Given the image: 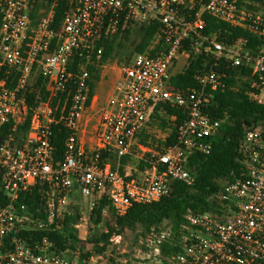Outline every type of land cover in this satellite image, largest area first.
I'll list each match as a JSON object with an SVG mask.
<instances>
[{
    "label": "built area",
    "instance_id": "built-area-1",
    "mask_svg": "<svg viewBox=\"0 0 264 264\" xmlns=\"http://www.w3.org/2000/svg\"><path fill=\"white\" fill-rule=\"evenodd\" d=\"M255 1L0 0V264H96L78 251L86 240L81 224H74L78 245L64 250L49 236L30 242L20 233L62 231L78 198L91 201L90 214L107 200L103 215L121 217L135 203L170 195L175 181L194 185L190 157L211 153L221 124L209 112L214 92L239 87L228 84L221 61L249 71L245 93L264 103V0ZM205 14L246 35L228 42L206 34ZM152 23L151 49L158 50L137 52L121 66L91 143L84 141L83 119L95 98L90 68L106 67L112 39ZM251 37L259 39L256 49ZM201 54L212 62L194 75L197 85L174 87L180 56ZM161 102L182 116L171 115L174 142L153 149L141 135ZM63 129L59 156L55 130ZM237 150L240 167L221 181L217 210L189 208L177 231L152 227L138 237L130 264H264V129L248 128ZM124 157L144 170L123 172ZM34 189L37 206L29 201Z\"/></svg>",
    "mask_w": 264,
    "mask_h": 264
},
{
    "label": "trees",
    "instance_id": "trees-1",
    "mask_svg": "<svg viewBox=\"0 0 264 264\" xmlns=\"http://www.w3.org/2000/svg\"><path fill=\"white\" fill-rule=\"evenodd\" d=\"M61 8L57 12V18H61ZM206 28L204 32L208 35L214 33L219 34V38L225 41H232L233 39L245 36L246 32L239 27H233L209 14H205ZM144 31L143 38L137 46V52H146V49L151 46L156 33L158 31V24L152 23L139 27ZM128 32L124 37H127ZM123 38V37H122ZM120 40V39H119ZM117 38L112 39L106 44L104 59L107 60L113 56L119 43ZM259 39L251 37L250 46L254 49L259 44ZM158 49L151 50L155 53ZM212 62L211 58L203 54L191 59L188 67L182 73L176 74L172 78V84L176 88H186L188 86H196L194 75ZM220 70L226 71L228 77L226 81L228 84H238V90L230 88L219 89L214 92L213 102L209 107L210 115L214 119L221 121L219 131L213 136V149L209 154L195 153L190 157V167L193 169L196 179L193 186H188L182 181H175L173 183V191L168 196L162 197L158 201L152 203H135L128 213L121 217H114L115 223H107L109 230L106 232L96 234L97 229H92L89 242L94 243L101 252L105 249V245L99 247L101 241H108L113 233H120L124 229L135 231L139 227L142 228V233L150 230L152 227L160 228L165 220H170L172 227L177 231L184 222L183 215L191 208L194 211H211L217 210V200L215 194L221 189V181L229 177L232 171H237L240 167L238 142L243 136L244 132L251 127L261 126L264 129V103L258 104L251 101L246 95L245 91L248 86V81L244 80V75H249V71L241 68L226 69L225 61H221ZM92 73L91 96L94 92L95 67L90 68ZM239 75L238 77H236ZM241 84V85H240ZM165 106L170 115L177 114L182 116L179 109L168 106L161 102L156 107ZM57 144V153L59 156L63 153V140L67 135V130L63 129L61 132L55 130ZM175 134L168 139V144L173 143ZM126 157L123 162H126ZM33 194L29 197V201L33 206H37L38 190L34 189ZM109 207L107 200L101 201L97 206L95 212V222L99 224L103 220V210ZM94 216H92V219ZM77 222V216L68 214L64 220V226L60 232L23 231L20 236L27 238L30 242L39 240L43 236H49L54 240L56 249L64 250L67 247L76 248L79 242L77 229L74 224ZM11 237H8L9 241ZM169 245L165 246L166 251H170ZM85 256V255H83Z\"/></svg>",
    "mask_w": 264,
    "mask_h": 264
},
{
    "label": "rangeland",
    "instance_id": "rangeland-1",
    "mask_svg": "<svg viewBox=\"0 0 264 264\" xmlns=\"http://www.w3.org/2000/svg\"><path fill=\"white\" fill-rule=\"evenodd\" d=\"M251 2L252 5L256 3L255 0H251ZM143 33L144 31L142 29L136 28L130 32L127 37L121 38L115 53L108 59V62H106V67L96 68L95 78H93V94L95 98L85 114L82 130L80 132V136L84 141L91 143L93 134L101 118L99 109L104 105L109 95L112 93L115 82L120 75L121 66L132 59L134 54L137 53L136 48L143 38ZM151 46L146 49V52H151ZM195 57L197 56L194 55L190 58L184 55L180 56V59L172 69L173 75L184 72L191 59ZM172 133L173 126L168 109L165 106L155 107L150 117L148 127L141 135V141L153 149L159 148L168 144V139ZM112 160L113 163L117 165V159L112 158ZM131 161L134 163L139 162L136 159H132ZM90 204L91 201L89 199L78 198L68 207L71 214L77 216L76 223L81 224L78 234L80 237H86V240H83L79 245L77 244L79 253L85 256H94L96 264H125L123 263L124 259L128 261L126 264L135 261L137 259L135 257L136 250L133 248L136 245L138 237L143 234L141 231L142 228L139 227L135 231L124 229V231L120 233H113L108 241H101L99 247L105 245V249L100 252L94 243L89 242V237L92 234L91 232H93L92 229H97L95 233L100 235V233L109 230L107 223L114 224L115 220L114 217L106 216L103 218L102 224L98 226L94 220L96 212L90 214ZM92 216H94L93 219ZM162 227H172L171 221L165 220ZM139 261H141L142 264H149L141 259H139Z\"/></svg>",
    "mask_w": 264,
    "mask_h": 264
},
{
    "label": "crops",
    "instance_id": "crops-1",
    "mask_svg": "<svg viewBox=\"0 0 264 264\" xmlns=\"http://www.w3.org/2000/svg\"><path fill=\"white\" fill-rule=\"evenodd\" d=\"M125 158V157H124ZM126 162L124 163L123 162V158L120 162V169L125 172V173H137V172H141L144 170L145 168V165H143V163H134L133 161H131L132 159H129L128 157H126ZM143 166H142V165ZM109 215H112L111 213ZM105 216L103 215V218ZM102 224V223H99L98 226ZM95 260V259H94Z\"/></svg>",
    "mask_w": 264,
    "mask_h": 264
},
{
    "label": "flooded vegetation",
    "instance_id": "flooded-vegetation-1",
    "mask_svg": "<svg viewBox=\"0 0 264 264\" xmlns=\"http://www.w3.org/2000/svg\"><path fill=\"white\" fill-rule=\"evenodd\" d=\"M110 217H113V215H109Z\"/></svg>",
    "mask_w": 264,
    "mask_h": 264
}]
</instances>
